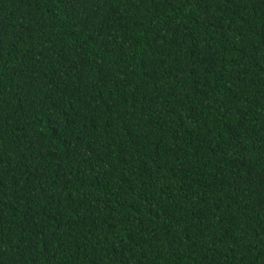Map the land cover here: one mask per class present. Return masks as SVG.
I'll list each match as a JSON object with an SVG mask.
<instances>
[{"label": "trees", "instance_id": "1", "mask_svg": "<svg viewBox=\"0 0 264 264\" xmlns=\"http://www.w3.org/2000/svg\"><path fill=\"white\" fill-rule=\"evenodd\" d=\"M0 264H264V0H0Z\"/></svg>", "mask_w": 264, "mask_h": 264}]
</instances>
